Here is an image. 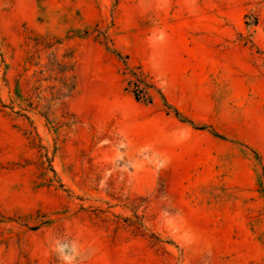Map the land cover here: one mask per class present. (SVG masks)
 Returning <instances> with one entry per match:
<instances>
[{
    "label": "rangeland",
    "instance_id": "374dc122",
    "mask_svg": "<svg viewBox=\"0 0 264 264\" xmlns=\"http://www.w3.org/2000/svg\"><path fill=\"white\" fill-rule=\"evenodd\" d=\"M0 264H264V0H0Z\"/></svg>",
    "mask_w": 264,
    "mask_h": 264
},
{
    "label": "trees",
    "instance_id": "16d2710c",
    "mask_svg": "<svg viewBox=\"0 0 264 264\" xmlns=\"http://www.w3.org/2000/svg\"><path fill=\"white\" fill-rule=\"evenodd\" d=\"M57 66H58V70L60 73L63 74V73L67 72L66 67L59 65V64ZM134 76H135V82L133 83V91L131 92L133 94L134 98L136 100L141 99L143 101L150 102V99H147V100L144 99V95H146V93H147L146 91H148L149 89H153L152 85L145 83L142 79L141 74H139L138 76H136V75H134ZM61 86H62L61 89L65 90L64 96H70L72 94V92L74 90V85H72V84L70 85V84H66V83L62 82ZM159 96H160V99L163 102V105L165 106V108L167 110H170L173 113V115L176 118H178L179 121H181L183 123L192 124L190 120L183 117L180 112H178L175 108H173L171 105H169L161 93H159ZM213 135L217 138H222L219 135H216V133H213Z\"/></svg>",
    "mask_w": 264,
    "mask_h": 264
}]
</instances>
